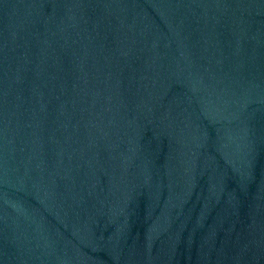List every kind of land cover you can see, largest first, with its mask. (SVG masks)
Here are the masks:
<instances>
[{
    "label": "water",
    "instance_id": "1",
    "mask_svg": "<svg viewBox=\"0 0 264 264\" xmlns=\"http://www.w3.org/2000/svg\"><path fill=\"white\" fill-rule=\"evenodd\" d=\"M0 264H264V0H0Z\"/></svg>",
    "mask_w": 264,
    "mask_h": 264
}]
</instances>
